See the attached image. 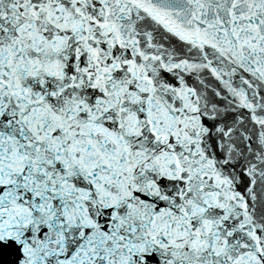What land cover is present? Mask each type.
I'll return each mask as SVG.
<instances>
[{"label": "snow or ice", "instance_id": "obj_1", "mask_svg": "<svg viewBox=\"0 0 264 264\" xmlns=\"http://www.w3.org/2000/svg\"><path fill=\"white\" fill-rule=\"evenodd\" d=\"M0 264H264V0H0Z\"/></svg>", "mask_w": 264, "mask_h": 264}]
</instances>
